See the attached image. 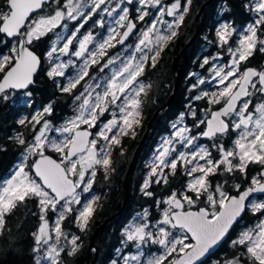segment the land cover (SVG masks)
Wrapping results in <instances>:
<instances>
[{"label": "snow or ice", "instance_id": "1", "mask_svg": "<svg viewBox=\"0 0 264 264\" xmlns=\"http://www.w3.org/2000/svg\"><path fill=\"white\" fill-rule=\"evenodd\" d=\"M132 2L127 0L128 4ZM137 2L139 21L150 16L147 9L158 13L145 28L138 30V42L126 46L132 47L139 57L132 54L126 59L119 54L109 57L99 68L100 73L105 69L109 72L99 78L92 76L82 86L73 97L74 102L79 101L74 114L59 127L44 119L52 115L50 102L42 110H36L30 120L25 117L18 121L20 125H32L30 140L22 132L10 137L23 146V152L14 172L8 178H0V237L8 230V217L17 207L27 200L35 201L39 213L32 214L38 215L40 223L32 233L34 264H66V257L79 251L81 236L71 226L80 232L88 229L100 200L92 195L98 173L107 179L115 171L113 153L120 149L123 155L124 139L129 136L134 139L141 124V97L147 95L150 85L140 82L139 77L149 64L156 66L164 48L177 36L193 0H185L183 9L181 0L170 5L164 0ZM106 3L107 0H0V101H7L17 92L22 98H31L29 86L35 84L34 77L41 71L60 92L71 94L89 76L92 66L107 56L108 49L123 45L137 29L129 18L128 8L120 9L122 14L114 21L116 27L95 44L94 50L89 49L95 41L91 32L77 39L76 33L83 24L66 40L63 34L55 33L50 49L40 55L33 42L62 24L67 28L64 21L78 20L87 11L86 22ZM124 3L125 0H120V4ZM243 7L255 14L252 23L238 31L231 22H223L215 32L221 48L232 42L226 48L230 64L213 68V78H219L223 87L195 97L197 100L206 97L207 103L220 107L207 110L210 119L194 120L193 128L199 131L173 125L176 131L156 149L141 191L145 196H153L148 191L152 177H157L156 184H168V176H175L178 166L181 174L190 179L179 191H171L167 199L156 202L161 216L153 218L155 223L149 220L150 214L145 209L124 228V246L132 243L139 250L137 255L121 257L124 264H208V258L229 241L230 253L213 264H264V67L241 68L258 44L264 52V0H246ZM103 11L111 16L117 9ZM230 11L225 4L222 12ZM165 15L173 20H165ZM233 36L237 39L233 40ZM62 40L65 42L58 46ZM74 40L76 48L72 47ZM69 53L81 63L75 75L66 76L65 70L70 65L75 67L74 62L71 59L54 62V54ZM203 63L209 61L205 59ZM57 77H64L66 83L61 86ZM199 83L205 81L201 79ZM24 103L32 101L24 99ZM191 114L196 116L195 112ZM36 125L40 127L37 129ZM56 132L60 138L50 137V133ZM202 137L213 142L211 149H215V154L208 146L197 143ZM223 138L228 139L227 145ZM177 145L181 147L178 149ZM47 150L56 153V158L46 155ZM34 157L30 165L26 163ZM250 165L258 168L250 171ZM164 169L169 170L167 174ZM210 177L223 179L214 181ZM49 213L55 215L53 223ZM248 214L254 219L245 224L244 217ZM70 215V226L66 228L64 222ZM232 233H236L234 239ZM148 245L159 247L146 253Z\"/></svg>", "mask_w": 264, "mask_h": 264}, {"label": "flooded vegetation", "instance_id": "2", "mask_svg": "<svg viewBox=\"0 0 264 264\" xmlns=\"http://www.w3.org/2000/svg\"><path fill=\"white\" fill-rule=\"evenodd\" d=\"M207 1V0H206ZM242 4H244L246 2V0H241ZM164 2L166 4H171L174 2V0H164ZM137 0H133L132 4H128L127 0H125L124 4H120V0H107V3L104 5H101L100 9L95 10L94 14L91 15L90 19H87L86 22L85 18L87 17V14L89 15V13L86 11L85 12V16L81 17L78 20L75 21H64V24H67V28L63 27V24L58 27L57 29H55V31L53 33H48L47 36L41 37L40 41H42L44 44L43 46H41V53L45 52L46 50L50 49V47L52 46V42L55 41V34L56 31H60L61 32L63 30L66 29V31H68L69 33H73L75 32L76 27H79V25L83 24V27L79 28V33H76L77 39H82L83 35H87L89 32L92 33V35L95 37V41L93 44L89 45V49L90 50H94L95 48V43L100 42L102 39H105L107 37V35L109 34V30L112 27H116L114 21L116 19H118V15L122 14L120 12L121 8H128L129 10V18L137 24V29L134 30L133 34L128 38V40H126L124 42L123 45L121 44H116L115 47L110 48L107 50V56H105L100 64L97 65H93L92 68L89 70V76L85 77L84 81H81V84L77 86L76 89L73 90V92L71 94L69 93H63L60 92L58 87L56 86V84L54 83V81L52 79H49L43 71L38 72L37 76L34 77L35 79V84L30 86V90L32 91V93L34 92V90L36 88H40L42 87V83L47 84L46 86H50L52 89V93L53 95H50V97L48 98V100H46L45 103L43 104H35L34 101V97H31V101L32 103L30 104L28 109L29 113H32V111L34 109H39V108H43L44 106H46L48 103H52L53 104V112L51 116H45L44 119L49 120L52 122V124L55 127H59L60 125H62L65 120L72 116L74 114L73 109L76 105V102H74L73 97L78 94L81 90H82V86L90 80V78L92 76H96L97 78L105 75L106 73L109 72V69H105L104 73H100L99 72V68L103 65V63L109 58V57H113L116 56L117 54L122 55V51H124V54L126 55V46L128 45H134L135 43L138 42V30L142 28L143 23L147 21V19H145L144 21H139L138 19L134 18V16L136 15V5H137ZM185 0H181V5H182V9L184 6ZM196 4V0H193L192 5L189 9V12L187 15H189L190 10L194 7V5ZM227 5L231 11L230 12H222V8L224 5ZM119 5V7H118ZM104 8H108L109 11L113 8L117 9V12L113 13L111 16L108 15V12L103 11ZM208 8H210V13L207 14V16L205 15L207 13ZM245 10V8H244ZM47 12H51V9H46ZM150 13L152 12V14L156 13L155 10L153 9H149ZM245 12L248 13V17L249 20L248 22L242 24L237 23V18L235 17L236 12V3H234V0H212L210 2L209 5H207V7L205 8V10L203 11V13L201 14L200 17V25H199V42H198V46H197V51H193V55H192V60H191V67L189 68L185 80H186V92H185V96H184V101L182 105H177L175 102H173L169 107L165 108L164 110H162L159 113V116L161 118L160 122H159V127H155L153 128V125L149 128V132L148 135L144 141V143L139 147L138 152L136 154L137 158H138V165L137 167L139 168V170H141L142 174L140 176L139 181L136 185H134L136 187V192H137V199L135 201H137V203L139 202L140 205V209L135 211V212H140L143 211L145 209L148 210L149 212V219L150 220H154L153 218H159V216L157 215H153L155 214V211L157 209V201L158 200H162V199H167L168 195L170 194L171 191H178L174 190V184L175 182H177V180H175L176 176L177 177H182V183L179 189H181V187L185 184V182L187 181V177L181 174V169L178 166L177 169V174L175 176H168V184H164L163 182L161 184H156L154 181L157 179V177H152L153 183L151 185V187L148 189V191H152L154 193L153 196L149 197V196H145L143 194V192L141 191L142 186L144 184V181L147 179L148 175L150 174V168L148 167V165L153 161L156 149L160 146V144L162 143L161 140H163L164 136L167 134H170V132L174 131L173 125H176L177 123L181 122V120L183 119L184 121V126L193 128V123L194 120H199V119H209L210 118V114L207 111L208 109L211 110H217L220 105H212L207 103V98L205 97L204 99H200L197 100L195 99L196 96L198 95H202L203 92H200V89L209 92L210 94L212 92H216L219 90H215V87H223L222 85H216L215 83L212 84V86L210 85L209 82L204 83V85L200 86V88H196L195 90L191 88L192 84H195V82H197L196 80V76L193 75L194 73L200 72V77H207V79L209 78V76L212 75L213 73V68H217L219 66H225L227 64H230V54L226 51V48L229 47L231 45V41L229 42V45H225L224 48H221L219 46L218 43V38L215 35L216 29L219 27V25L223 22H231L233 24V27L237 28V30L239 31V28H243L244 25H247V23H249L250 21H252V13L245 10ZM210 15V16H209ZM188 16L185 17V19ZM196 27V24H195ZM194 27V28H195ZM119 31H124V29H118ZM65 40L68 38V35H65ZM236 36H233V40H236ZM117 39H119V37H117ZM65 40H62L60 45L58 46H62V44L65 42ZM115 43V41H114ZM170 43V42H169ZM168 43V44H169ZM167 44V45H168ZM73 48L78 47L76 44V41H73ZM167 47V46H166ZM165 47V48H166ZM164 48V49H165ZM126 49V50H125ZM258 50V52H257ZM163 53V52H162ZM256 53L259 54V56H255ZM56 56H59V54H54V62H67L69 59H71L74 64L75 67L70 65L66 70H65V75L66 76H71V75H75L77 68L79 66V64L81 63V60L71 56V54L69 53V55L67 56H59V59H55ZM214 57H216V59H213ZM122 59V58H121ZM162 54L158 57V62L159 63L162 60ZM207 59L209 61L208 64H204V60ZM119 63V62H118ZM157 65V64H156ZM245 66L248 67H254L257 70H261L262 67H264V52L260 51V45H257L256 50L253 52V55L251 57H249L248 61L245 63L241 64V68L243 69ZM50 67V66H49ZM110 67H114V66H110ZM150 67V64L149 66ZM148 67H146L144 74L140 77L141 80H144V82L146 83V85H150V87L147 88V91H150V89H152V82L150 81V76L148 73ZM216 80H218L219 78H215ZM57 81L60 82L61 86L63 84L66 83V80L64 77H57L56 78ZM211 81V80H210ZM220 88V89H221ZM99 91V89H98ZM34 94V93H33ZM165 95V94H164ZM33 96V95H32ZM145 95H142L141 99L143 101V115H142V120H141V124L136 128V136L135 138H131L126 137L123 141V149H124V153L123 154H127L128 150L131 148V143H135L134 141L141 135H143L144 131L147 128V124H145V120L146 117L148 115V105L146 104V102L144 101ZM56 99H59L56 100ZM165 101H163L164 103ZM34 108V109H33ZM158 109V108H157ZM192 112L196 113V116L193 117L192 116ZM108 114L105 113V116H107ZM148 118V117H147ZM103 119V118H102ZM28 126L32 127L31 124H28ZM153 128V129H152ZM200 128H204V125H200ZM93 132H95V129L92 130ZM193 131H199V129L193 128ZM235 134L233 133V136ZM31 136L28 138L30 139ZM130 138V139H129ZM141 139V138H140ZM199 143H202L203 145H206L208 147L211 146V144L213 143L212 141L208 140L207 138H200L198 140ZM226 145L229 143L227 138H223V141ZM137 146H139V143L136 145L135 150L137 149ZM134 150V151H135ZM212 150V149H211ZM117 151L120 152V149H116V151L113 153L115 154ZM213 153L215 154V151L212 150ZM46 155L50 154L53 156V158H56L57 154L56 153H52L50 150H47ZM20 157V156H19ZM32 159H29L28 163L29 165L32 163ZM19 159L17 158L16 162H14L12 164V166L16 163H18ZM11 166V167H12ZM250 171L253 169L258 168V166L256 165H250L249 166ZM9 171V170H8ZM6 171V175L5 177H7V172ZM168 169H164V172L167 174L168 173ZM252 174H255L254 172H252ZM210 179L212 180H222L223 177H210ZM170 189L171 191L168 193H165L163 195L160 194V190H165L166 188ZM92 195H96L99 196L100 195L97 193V191H95L94 187L92 190ZM130 198V196H129ZM129 201H131L132 199H128ZM128 201V204H129ZM138 207V208H139ZM39 213V212H38ZM254 217L251 214H248L244 217V223L245 224H250L253 221ZM127 223V222H126ZM236 236V233H232V238L234 239ZM230 241L228 243H224L222 245V247L220 249H218V253L220 255L219 259L224 257L223 251L221 250L223 247L228 246L229 247ZM97 253L98 255V250H91L90 253ZM116 248L115 250H112L111 256L109 258L106 259V263L105 264H112L113 260L117 261V264H120L121 259L117 258L116 253ZM92 254V255H94ZM212 258V257H211ZM210 258V259H211ZM98 260V256L97 259L95 261V263Z\"/></svg>", "mask_w": 264, "mask_h": 264}, {"label": "trees", "instance_id": "3", "mask_svg": "<svg viewBox=\"0 0 264 264\" xmlns=\"http://www.w3.org/2000/svg\"><path fill=\"white\" fill-rule=\"evenodd\" d=\"M208 1L209 0H196V4L190 10L189 15H187L188 17L177 30V36L170 41L167 47L163 50V53H161L163 59L157 63L154 68L151 66L148 67V73L151 77L150 81L152 82V89L147 91V95H145L144 98V101L149 108L147 115L148 118L146 117L145 124H148L156 111L164 106L170 94L172 93L175 84L174 77H176V73L174 72L172 66L173 60L179 54V52H181L188 40H190L195 34L196 28L194 27L196 24V16L201 7L205 4V2ZM234 3H236L237 13L235 14V17L237 18V23L241 24L242 26V24L248 22L249 20L248 13L245 12L241 0H234ZM209 11L210 8H208L207 13L205 14L206 16L210 13ZM198 39L199 33L194 41L187 47V49L182 52L183 54L180 57L178 65L180 73H177L179 76L178 87L176 90V95L171 104L175 101V103L179 106L183 104L186 92L185 89L187 87L184 77H186V74L191 67L193 51H197L199 42ZM33 43L37 45L36 51L37 54L40 55L42 48L41 46H43L44 43L40 40L34 41ZM255 56L257 57L259 54L256 53ZM42 84V87L36 88L33 92L34 94L32 97H34L36 105L45 103L50 95H53L51 92V87L46 86L47 84L45 83ZM56 100L59 101V99ZM163 101L165 102L163 103ZM22 108L25 107L23 106L19 108V106L11 104L10 99L7 101H0V149H3L0 151V178L5 177L6 171L9 170L12 164L16 162L17 158H19L23 152V146L18 145L15 140L10 139V137H14L18 132L24 133L27 139L31 135L30 133L32 129L30 126L20 125L17 122V115ZM160 120L161 118L157 117L151 126L153 125V128L159 127ZM143 135H140L134 141V144L131 143V148L128 150L127 154L121 155L119 151L113 154L112 167L115 169V171L110 172L107 179L104 178L102 173H98L96 182L93 185L95 191H97V193L100 195L98 206L96 207V211L90 220L89 227L85 232H80L77 228L71 226L72 231L81 236V247L76 255L66 257V264L89 263L88 245L95 231L94 229H96L108 216L115 214L123 205L124 178L129 169L128 166L130 165L133 155L136 151L135 147L138 143L140 144ZM137 165L138 158L136 156L129 178H127L128 192L130 196L128 199L132 200H128L129 204L128 202L126 203V208L119 216L113 218V220H111L104 229L99 231L94 242L96 245V250H98V260L94 264L106 263V259L111 256L112 250H115V248L120 244L118 241L121 228H123L126 222H128L131 215L140 209V203L135 201L138 197L136 187L134 185L138 183V178H140L142 172L139 170ZM175 180H177V182H175L173 187L174 190H177L180 188L183 178L176 176ZM170 189L168 187V189L166 188L165 190H160V194L163 195L168 193L171 191ZM32 213L38 214L36 202L27 200L24 205L17 207L12 216L8 217V222L6 225L8 230L5 232L3 237H0V264H34V253L32 252L34 240L32 233L37 230L40 221L38 219V215H33ZM49 217L51 221L52 213H49ZM71 219L72 215H70L68 220L64 222L66 228L70 226L69 221ZM221 250L223 251L224 257L226 253H230L231 251L230 247L228 246L223 247ZM92 254H94L93 251L90 253L91 259L94 258V255ZM219 257V253L216 252V254L213 255L211 259H208V262L214 259H219Z\"/></svg>", "mask_w": 264, "mask_h": 264}, {"label": "rangeland", "instance_id": "4", "mask_svg": "<svg viewBox=\"0 0 264 264\" xmlns=\"http://www.w3.org/2000/svg\"><path fill=\"white\" fill-rule=\"evenodd\" d=\"M170 5V4H169ZM137 7H136V15L134 16V18H136V17H138L139 16V14H140V12L139 11H137V8H139L140 6L138 5V3H137V5H136ZM148 11H149V9H147ZM149 13H150V11H149ZM158 13L156 12V13H154V14H152V12L150 13V16L149 17H145V19H147V18H149V19H147V21L146 22H144L143 23V26H142V28H145L150 22H151V20L152 19H154V17L157 15ZM252 15V21H250L249 23H252L253 21H254V19L256 18V16H255V14L254 13H252L251 14ZM87 16H88V14H87ZM164 19L165 20H167V21H169V22H171L172 20H173V17H170V16H167V15H165V17H164ZM248 24V23H247ZM246 27V25H244V27L243 28H239V31H243V29ZM56 33H61V34H63L64 36L65 35H71V33H69L68 34V31H66V29L65 30H63L62 32H61V30L60 31H56ZM55 34V33H54ZM262 38H264V37H262ZM55 39H56V37H55ZM237 39V38H236ZM60 43H61V41H60ZM96 44V43H95ZM127 49V50H126ZM125 50L127 51L126 52V55L124 54V51H122V55H121V58L122 59H126L127 58V56L129 55V54H132V55H137V57H139V54L138 53H135L134 52V49L132 48V47H127ZM200 72H197V73H194L193 75H195V77L196 76H198V77H196V80H197V82H195V84H192L191 85V88L192 89H196V88H200V86H202V85H204V83L203 84H200L199 83V80H204L205 82H206V80H207V82H209L210 83V85L212 86V84H216V85H220L219 83H218V80H216V79H214L213 77H214V73H212V75L211 76H209V78L207 79V77L205 76V77H200ZM211 80V81H210ZM139 81L140 82H143L145 85H146V83L144 82V80H141V78L139 77ZM220 88L221 87H215L214 89L215 90H220ZM200 92H205L204 90H202V89H200ZM10 103L11 104H15L16 106H19V108H21V107H25V108H22L21 110H20V112L18 113V115H17V120L19 121L20 119H22V118H25V117H27L29 120L31 119V117L33 116V114H34V112L36 111V110H42V108H39V109H34L33 111H32V113H29L28 112V109L27 108H29V106H30V104H25L24 103V99H31V98H22V96H21V93L20 92H17L16 93V95H14V96H10ZM76 102V101H75ZM79 103V101H77L76 102V104H78ZM17 121V122H18ZM41 123H43V121L41 122ZM184 121H183V119L181 120V122H179V123H177L176 124V127L177 128H179V127H184ZM40 127V125H36V128L38 129ZM174 128V127H173ZM31 129H32V127H31ZM176 131V128H174V131H172V132H170V134H167V135H165L164 136V138L163 139H165V138H169V137H172L173 136V134H174V132ZM18 133H20V132H18ZM31 135H32V131H31V133H30ZM30 135V136H31ZM52 135H55L57 138H60V134L58 133V132H56V133H50V137L52 136ZM31 139V138H30ZM29 139V140H30ZM162 141V140H161ZM197 143H199L198 141H197ZM199 144H201V145H203L202 143H199ZM212 145V144H211ZM181 146L180 145H177V148L179 149ZM210 148V150H211V146L209 147ZM212 150H214L215 151V149H212ZM19 159V161H18V163L16 164H14L12 167H10L9 168V171L7 172V177H4V178H8L13 172H14V170L18 167V165H19V163L21 162V159H22V154H21V156L18 158ZM33 159H35V157L33 158ZM29 161L27 160L26 161V163H28ZM29 164V163H28ZM188 179H190L189 177H187V180ZM186 183V182H185ZM180 189H178V191H179ZM74 207H79V206H74ZM38 208V207H37ZM38 212H39V209H38ZM142 212H144V210L143 211H140V212H135L133 215H131V217H130V219L128 220V222L124 225V227L123 228H121V231H120V235H119V246H117L116 247V255H117V258H119V259H121V257H125V258H128V257H131V256H133V255H137L138 254V249H136L134 246H133V244L132 243H129L128 245H127V247H125L124 246V240H125V237H124V235H123V230H124V228L129 224V223H131V222H133V217H136V214L137 213H142ZM75 214V213H74ZM153 215H157V216H159V218H160V216H161V213L156 209V211H155V214H153ZM54 220H55V215L54 214H52V218H51V221H50V223H53L54 222ZM150 220V219H149ZM153 223H155V221L154 220H151ZM159 246H157V245H148L147 246V249H146V253H147V251L148 250H151V251H155L157 248H158ZM119 250V251H118ZM216 260H219V259H214V260H211L210 262H208V264H213V262L214 261H216ZM120 264H124V260L123 259H121V262H120ZM133 264H134V262H133Z\"/></svg>", "mask_w": 264, "mask_h": 264}, {"label": "water", "instance_id": "5", "mask_svg": "<svg viewBox=\"0 0 264 264\" xmlns=\"http://www.w3.org/2000/svg\"><path fill=\"white\" fill-rule=\"evenodd\" d=\"M212 0H209L208 2H205V4L201 7V9L199 10V12H198V14H197V16H196V32H195V34L193 35V37H191V39L190 40H188V42L185 44V46L183 47V49L181 50V52H179V54L174 58V60H173V69H174V72L176 73V77H174L175 78V84H174V89L172 90V93L170 94V96H169V98L167 99V101H166V103L164 104V106L163 107H161L159 110H157L156 111V113L153 115V117L151 118V120L148 122V124H147V129H146V131H145V133H144V135H143V137H142V139H141V141H140V144H139V146H138V148L136 149V151H135V153H134V155H133V158H132V161H131V163H130V165L128 166L129 167V169H128V171H127V174H126V176H125V178H124V202H123V205H122V207L115 213V214H113V215H111V216H108L96 229H94L95 231H94V233H93V235H92V238H91V240H90V242H89V245H88V251H89V257H88V260H89V263L88 264H94L95 263V261H96V259H97V256L98 255H96L97 253H95L94 254V258L93 259H91V257H90V251L91 250H93V249H96V245H95V239H96V237H97V235H98V233H99V231H101V229H104L105 228V226L111 221V220H113V218H116V216H119L123 211H124V209L126 208V203L128 202V198H129V192H128V179L127 178H129V175H130V172H131V170H132V166H133V164H134V161H135V159H136V156H137V152H138V149H139V147L144 143V141H145V139H146V137H147V135H148V132H149V128H150V126H151V124L153 123V121L158 117V115H159V112L161 111V110H163V109H165L166 107H168L170 104H171V102L173 101V99H174V97H175V95H176V90H177V87H178V78H179V76H178V74L177 73H180V69H179V61H180V57H181V55L183 54L182 52H184L186 49H187V47L194 41V39L197 37V35H198V33H199V25H200V16H201V14L203 13V11H204V9L206 8V6L207 5H209L210 4V2H211ZM31 86V85H30ZM29 86V87H30ZM211 118V117H210ZM209 118V119H210ZM34 171V170H33ZM224 244V243H223ZM220 249V248H219ZM217 252H218V250H217ZM213 256V255H212ZM211 256V257H212ZM210 257V258H211ZM210 258H208V259H210Z\"/></svg>", "mask_w": 264, "mask_h": 264}]
</instances>
